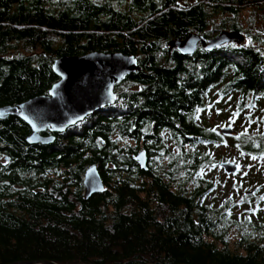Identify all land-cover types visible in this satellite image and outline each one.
Returning <instances> with one entry per match:
<instances>
[{"label":"trees","instance_id":"obj_1","mask_svg":"<svg viewBox=\"0 0 264 264\" xmlns=\"http://www.w3.org/2000/svg\"><path fill=\"white\" fill-rule=\"evenodd\" d=\"M262 21L264 0H0V106L47 94L62 56L140 67L50 144L0 119V264H264ZM222 30L243 42L168 45ZM93 165L104 188L84 198Z\"/></svg>","mask_w":264,"mask_h":264},{"label":"water","instance_id":"obj_2","mask_svg":"<svg viewBox=\"0 0 264 264\" xmlns=\"http://www.w3.org/2000/svg\"><path fill=\"white\" fill-rule=\"evenodd\" d=\"M243 40L240 31L222 30L208 39L191 33L182 40H171L168 45L170 49L175 48L186 55L192 54L199 44L210 50L227 43L239 44ZM52 70L58 79L47 94L14 105L0 106V119L16 116L28 125L30 133L25 140L29 144H50L55 139L54 135H43L42 132L61 133L98 109L113 104L116 101L115 85L127 75L139 71L140 67L134 55L93 51L80 56L56 58L52 61ZM220 131L229 135L233 129L227 126ZM136 159L145 167L147 157L144 151L139 152ZM218 166L226 174H235L239 170V165L233 161H221ZM83 186L84 198L104 188L95 165L85 171ZM261 186L264 187V183ZM44 264L54 263L45 261Z\"/></svg>","mask_w":264,"mask_h":264},{"label":"rangeland","instance_id":"obj_3","mask_svg":"<svg viewBox=\"0 0 264 264\" xmlns=\"http://www.w3.org/2000/svg\"><path fill=\"white\" fill-rule=\"evenodd\" d=\"M250 13H251V12L249 11V9H246V10L243 12V16H241V18H242L243 20H246V21H247L248 18H249ZM263 22H264V21L260 22L259 26L261 25V27H262ZM263 32H264V29H263ZM256 163H257L258 166H260V164H259L257 161H256ZM251 164L254 166V161H253L252 159L250 160V163L248 164V166L251 165ZM255 168H257V167L255 166ZM263 188H264V187H263Z\"/></svg>","mask_w":264,"mask_h":264},{"label":"flooded vegetation","instance_id":"obj_4","mask_svg":"<svg viewBox=\"0 0 264 264\" xmlns=\"http://www.w3.org/2000/svg\"><path fill=\"white\" fill-rule=\"evenodd\" d=\"M42 133H43V135H48V134H49V131L46 130V131H44V132H42Z\"/></svg>","mask_w":264,"mask_h":264}]
</instances>
